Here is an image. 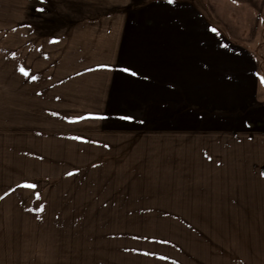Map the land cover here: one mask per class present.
Listing matches in <instances>:
<instances>
[{
    "label": "rangeland",
    "instance_id": "374dc122",
    "mask_svg": "<svg viewBox=\"0 0 264 264\" xmlns=\"http://www.w3.org/2000/svg\"><path fill=\"white\" fill-rule=\"evenodd\" d=\"M144 2L0 0V264L179 260L131 256L153 250L198 256L188 264H264V178L229 157L222 133L182 129L164 106L117 96L124 21ZM260 22L250 36L264 45Z\"/></svg>",
    "mask_w": 264,
    "mask_h": 264
},
{
    "label": "crops",
    "instance_id": "0c3cea01",
    "mask_svg": "<svg viewBox=\"0 0 264 264\" xmlns=\"http://www.w3.org/2000/svg\"><path fill=\"white\" fill-rule=\"evenodd\" d=\"M142 1L122 28L117 72L128 79L117 86V96L148 99L149 108L164 106L165 114L178 115L179 122L186 124L182 129L222 133L218 139L228 141L229 157L238 155L237 162L244 161L251 178H264V80L257 52L264 45L250 36L252 18H263V7L248 3L243 10H230L215 9L213 4L212 9L206 8L197 0ZM259 26L264 28L261 22ZM196 98L212 99L211 105L191 108L189 99ZM189 113H210L211 120L188 122L183 115ZM248 184L253 193L261 190L255 180ZM155 252L163 253L152 257L179 258L155 264H188L194 263L189 258H198L154 250L131 256ZM95 264L123 263L104 260Z\"/></svg>",
    "mask_w": 264,
    "mask_h": 264
},
{
    "label": "snow or ice",
    "instance_id": "6c2138e0",
    "mask_svg": "<svg viewBox=\"0 0 264 264\" xmlns=\"http://www.w3.org/2000/svg\"><path fill=\"white\" fill-rule=\"evenodd\" d=\"M173 2H174V0H169V3H173ZM213 31H215V29H213ZM21 71L23 72V69H21ZM125 71H127V69H125ZM25 74H27V73H25ZM133 74H135V73H133ZM261 79L264 80V77H262ZM125 119H131V118L125 117Z\"/></svg>",
    "mask_w": 264,
    "mask_h": 264
}]
</instances>
